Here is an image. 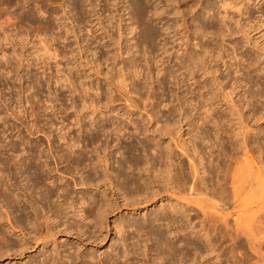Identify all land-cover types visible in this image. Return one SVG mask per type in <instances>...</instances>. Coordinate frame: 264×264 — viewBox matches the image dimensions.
<instances>
[{
    "label": "rangeland",
    "instance_id": "obj_1",
    "mask_svg": "<svg viewBox=\"0 0 264 264\" xmlns=\"http://www.w3.org/2000/svg\"><path fill=\"white\" fill-rule=\"evenodd\" d=\"M5 1L0 0V55L4 54L5 56L3 59H0V115L5 116L6 123L3 124L2 120H0V141L2 140V143H0L5 144L9 139L17 141V144L23 142V145H19L23 151L17 150L12 152L9 145L0 146V169H34V166L37 164V167L39 166L38 169H49L48 167H53V169L73 170L75 169L74 167L77 168L79 166L77 169H87L90 173V168L89 166H86V163L89 162L90 157H93L91 150H94V146L100 148H97L96 150L99 154V160H101L100 166L102 165V167L100 169H114L117 167L116 160L124 158L125 155L124 157L123 155L120 156L119 152L115 150L113 145L114 142L111 141L109 135L106 136L105 129L107 128L108 130L110 128L112 120L126 123V130L129 131V133L133 132L132 136L121 141L122 145L132 141L133 149L126 154V156L128 154L130 155H128V159L133 160L140 151L141 156H143L142 160L144 163L142 162V165H136V163L132 161L134 164L130 162L131 165L128 162L124 164V169L136 173L135 169H141V167L142 169L143 167H146L144 169L163 168L164 164H168L169 160L173 159V157L178 161L177 156H172V154L168 152L170 149L174 150L176 154L182 153L180 159H182L183 165L185 164L184 169H189V161L187 160L186 154H190L195 158L196 163L199 165V169H204L203 171L208 169L206 150L208 151L209 149H205V144L200 142L198 137H194V134H196V124L193 123L194 121H191L192 119H197V114L193 115L195 112L193 111L192 115H186L182 110L180 111L179 106L187 104L186 106L193 107L202 105L203 102H210L212 104L211 106L215 108V111L225 117L232 118L234 116L232 122L234 124L237 123L238 120L236 119H238V117L233 115L236 111L232 109L233 111L231 110L232 112H229V105L224 99L227 97L231 98L235 101L237 107H239L240 103L236 101L238 99L236 98L237 95L235 91L230 89V85L227 82L228 80H225L227 79L225 76L226 74H224L226 70L222 73L219 70L216 71V66L219 64L222 69V65L216 57L214 58L217 54L213 53V45H224L221 49L222 54L225 53V51H223L224 49L231 48L232 45L229 46V43H233L232 40L236 42L235 44L233 43V45L237 46L236 48H242H240L242 52L247 49L246 38L241 26L246 22L247 14L244 12L247 9L246 5H249L250 2L247 4L245 0H179V2L177 0H161L162 3H156L154 0H143L145 4V7L143 8L144 13L139 19H137L134 18L137 8L131 6L130 0H83V3L81 0H79L81 1L80 3L77 0V7H73V0H46V5L42 4L45 3V0ZM40 3L42 5H40ZM154 4L157 7H154ZM161 4H163L162 6L165 8L162 7ZM258 4H263L264 6V3H256V1H254L252 6H248L249 9L247 10H250V7H254L253 9L255 11L256 9L258 10ZM177 5L179 6L177 7ZM203 5L207 6L209 11L215 15V18H223L231 27L229 29L230 32L228 31V33H231L232 35L225 32V34L227 33V37H224L223 43L217 35L213 34V30L216 28V19L212 18L213 21H210L205 14H202L201 6ZM155 8H164L165 10L163 9L164 13H162L163 10L157 9L162 12L160 11L159 18L153 19L151 17ZM254 10H252V12ZM255 11L253 12L254 17L258 15V11ZM98 19H100V22L102 21L105 25L104 29L98 27ZM196 19H198L200 25V30L198 32L193 31L195 30L193 22ZM165 23H167L168 26ZM131 24L133 27L135 26V29L130 33L128 31V26H131ZM165 25L167 27L166 31ZM145 27L153 28V30L157 31V37L154 38L155 40L146 41L148 39L144 36L142 29ZM211 27H213V29H211ZM168 31L169 33L167 34L166 32ZM225 40H227L228 44H225ZM160 42L161 44L162 42H166V47L169 49L168 51L172 53L177 50L176 53L178 55L186 44V48L189 49V52L199 57L198 65L195 67L194 74H192V76H194L193 78L190 75L188 76V73H186L187 71L179 69V71L183 72L181 77H179V81L174 76L167 77L163 80L160 79L161 77L159 76L160 80L156 81V67L160 64L158 58L161 56ZM195 42L198 43L197 46L192 45ZM135 44L138 51H136ZM205 44L206 47L209 46L210 49H208L212 51L203 52L201 46H205ZM181 45L183 47H181ZM239 48L237 52H239ZM151 49L152 52L149 53V55L147 50ZM154 55L155 58L157 57L156 59H151L149 57H154ZM164 56L167 57V54H164L162 57L164 58ZM168 57L165 66H167L168 69L176 70L178 68L176 65L177 61L172 57V54ZM147 59L149 60L147 61ZM137 61L145 70L148 68L147 70H150V74L152 73V76L155 77L149 78L151 79L148 80L149 85L145 86L147 87L146 89L143 87V90L141 88V86H143L142 74L138 76V78L135 76V78H133L134 80L129 78L133 77L131 74L134 65L138 64ZM155 61H157L156 64ZM158 67L161 66L159 65ZM222 70H224V68ZM6 71H8V73H5ZM16 72L23 75L24 79H19V77L16 76ZM213 75H216L215 77H218V80L220 79L219 81L222 84H220L221 88H218L219 86L215 85V78L213 79ZM140 78L142 80H140ZM131 79L134 82V87L138 86L136 89L139 88V91L141 92L137 93L133 88L126 92L130 86L129 80ZM203 83H206V86L204 84L205 87L200 86V84L202 85ZM198 86L201 88L198 89ZM202 92L204 95H202ZM140 93H142V95ZM207 93H209V95ZM217 93H220L221 95L216 97V95H218ZM18 96L20 98H18ZM208 96H211L212 99H207ZM225 96L227 97L225 98ZM259 100L264 104V96L260 97ZM24 102L26 103L23 104ZM24 105L27 108V113L22 111ZM134 105L140 107V112L135 111L134 113H130L129 110H133L134 108L132 107ZM172 107L173 109H177L172 112L173 114L171 116L167 110ZM150 108H154L153 110L157 112V115H155L157 119L154 118L155 122L154 119L149 121L147 116L146 111L148 110L149 113ZM243 110L244 112L246 111V109ZM100 111L102 113H99ZM215 111H210L211 118L215 115ZM263 111L260 110L254 116L251 114H245L247 123L253 128L255 126H259L260 128L262 125L261 128L264 129V116H261V112L263 113ZM14 115H16L18 119H15V117H13ZM35 117L37 119H35ZM129 119L138 122L142 133L138 134L137 132H134L132 124L126 122V120ZM165 119L174 123L169 135H165L162 132V129H165L163 126L165 124ZM91 120L94 121L93 126H90ZM19 122L22 123L20 124ZM33 123H36V126L38 125L39 128L42 127L40 130L42 131L43 129L45 132L42 133L40 130H38V132V126L35 127ZM12 125H16L17 127L12 128ZM29 126L31 130L29 129ZM206 126L209 128V132H211V129L213 128L212 123H207ZM102 127H104V129ZM236 127L235 131L237 132L238 130L236 129L238 127ZM5 128H9L6 130L7 132L3 131ZM11 128L12 130L10 131ZM81 129L84 131H81ZM102 129L104 130V133ZM259 131L260 135L264 133V130ZM61 134L62 136H60ZM36 136H38L37 141L41 143L39 148L42 150V154H40L41 157L39 160L30 161L29 158L31 155L28 154V152L29 148H32L33 146H31L27 140L35 138ZM48 136L55 155L60 154L61 152H66L69 149L75 151L70 154L69 161L58 163L56 168L54 165L55 158L47 152L46 138H48ZM91 138L96 139V142L94 143ZM209 138L211 139V137H208V140ZM140 140L147 141V144L149 143L151 145L148 144L150 149L143 151L141 144L138 143ZM211 141L212 139L209 140L208 143ZM73 143L76 145L74 146ZM105 145H108L109 148L106 147L105 149H102L101 147H104ZM79 146L80 148H85H83L84 158L87 160L85 161L84 159L85 162L80 161L82 164L80 165V163H78L76 166V163L74 164V161L72 160L78 153L77 150L79 149ZM214 148L215 147H210V150L212 149L211 151L213 152L215 151ZM159 150L169 153L167 160L165 159L166 162L163 159V162L157 160L158 162L156 161L155 164L153 160L145 163L144 154H147L148 157H154ZM93 154L95 160L97 155L94 152ZM131 154L133 156H131ZM131 157L133 158L131 159ZM175 158L173 160H175ZM44 159L47 160L48 166L43 164ZM14 160H20L17 166L14 164ZM71 162H73V164ZM25 163L26 165H24ZM87 170L85 171L86 173H88ZM74 171L76 172L77 170L75 169L73 172ZM24 174V176L17 174L18 176L16 175V180L23 185L30 184V179H28L30 178L28 177L30 176L29 171L28 173L26 171ZM49 175L51 176L50 180L54 175L55 177H58V173L54 171ZM63 175H65V173ZM23 177H28L27 180L29 181L25 178L23 179ZM68 177L66 178L68 189H70L72 194H74V190L79 191V189L82 190L86 188L87 191L90 193L92 191L93 194L98 196L99 200L104 202V204L108 201L112 203V207L110 205V207L107 208L108 210L106 207H104L105 209L103 208V212L105 210L107 212L102 213L105 218L100 221L101 228L97 225V227L92 228L93 231L96 230L95 233L92 232L91 234V226H89L90 230L87 229L88 232H90L89 236V233L81 234L74 232V230L70 232L63 231L61 228L56 227L55 233L58 231L56 234H52L51 237L46 234V236L48 235L49 237L44 239L39 238L37 240L32 239V235H34L32 234L34 232H32L29 234L30 240L25 249L17 251L12 250L13 252L8 251L3 253L2 250H0V264H39L43 259L46 264H56L57 262V264H61L59 263L61 261L66 264L67 262H70L65 260H70V258L65 257L67 253L70 255L73 253L74 255H71L72 258L77 256L74 258L75 264L90 263V256L93 257L94 261L90 264H110L115 257L116 250L121 253V250L124 248L120 241V236L115 235L113 232L117 228L118 219L122 218V221L124 222L125 219L131 220L142 217L145 218L147 215L149 217V215L151 216V212L160 206L162 207V204L169 206L171 202L172 205L177 202L174 199L167 198L171 193L170 190H167L170 192L160 191L159 194L151 199L149 198L148 201L140 199L141 202L137 205H126L124 204L125 201L123 199V194L115 187V182L112 185L105 179L104 183L106 186L99 182L96 186L87 185L79 187L78 185V187H72V182ZM203 178L206 179L204 181H207V174H204ZM60 182L61 181L57 180L56 185L59 186ZM22 184L21 187L23 186ZM40 185H42V187L50 186L48 179L42 181ZM104 187H107V189L104 190ZM161 197L162 199H159ZM52 198L55 199V195ZM107 198H109L108 201L105 200ZM180 205L184 207L183 201ZM3 208L4 207L0 206V229L5 233L6 237L10 235L9 238H11L12 241H22L21 243H24L25 238L28 236L26 229L23 230L25 231V234H22L21 232L23 231H20L18 227L14 229L10 227L7 218H5L6 214ZM16 212H14L13 216H18L17 219L20 218V216L22 217L18 211ZM196 220L197 219L194 221ZM231 222L232 220H230V223ZM60 229L62 232H60ZM122 230L121 233L127 238L126 242L128 244L135 242L138 237L140 239L147 237L146 232H144L147 228L143 232L138 231L140 233L137 231L133 232V229ZM191 231L187 232L186 236L193 240L197 237L200 239L202 238L199 240L204 241L203 238L205 237V234H202L203 237H201L199 234H195L194 229L193 232ZM91 235L93 236L91 237ZM19 239H21V241ZM31 239L36 242L34 241V243ZM204 239H206V237ZM196 240L199 241L198 239ZM42 241L45 242V244L42 243ZM229 242L230 241H226L225 243L229 244ZM225 243H223L222 246H226ZM235 243L234 245L238 246L237 250L240 249L241 252L244 251L245 246L242 247L240 241L238 242L240 244ZM263 244L264 241L262 242L264 254ZM114 245H116V247ZM50 252H55V254H59L60 252V255L53 254L55 256H52V258ZM148 252L144 256L153 258L154 256H151V254L152 252L154 253V250L150 252L151 254ZM64 253L65 255L63 256ZM253 255L254 254H252V257L250 256V260H253L254 257L256 259V256ZM236 256L238 257V254ZM145 257L144 259L146 261L149 260L148 257ZM121 258L118 259L119 264L123 261ZM200 258L201 257H199V259ZM201 260L203 259L201 258ZM250 260L247 261L246 264H251L252 261ZM52 261L54 263H51ZM210 261L215 262L216 264L219 263V259L217 260L215 256H213Z\"/></svg>",
    "mask_w": 264,
    "mask_h": 264
},
{
    "label": "bare ground",
    "instance_id": "obj_2",
    "mask_svg": "<svg viewBox=\"0 0 264 264\" xmlns=\"http://www.w3.org/2000/svg\"><path fill=\"white\" fill-rule=\"evenodd\" d=\"M76 1L77 0L72 1L73 7H77ZM81 1L83 3L85 0L84 1L81 0ZM81 1H79V3ZM155 1L156 3L161 2V0L158 1L154 0V2ZM177 1L179 2V0ZM245 1L247 2V4H249V2L251 4V5L250 4L246 5L247 9H249L248 6H252L254 1H256V3H264V0H245ZM46 3L47 2L45 0V3L42 4L46 5ZM130 3L131 6L137 8L136 13L134 14V18L139 19L144 13V9H143L145 7L144 1L130 0ZM42 4L40 3V5ZM162 5L163 4H161V6ZM178 6L179 5H177V7ZM154 7L157 6L154 4ZM201 7H202L201 8L202 14H205L208 20L213 21L212 18H215V15L209 11L206 5H203ZM263 7H264L263 4L259 5L258 10L256 9V11H258V15L255 17L253 14V12L255 11L253 9L254 7H250L252 10H254L253 12L251 9L250 10L246 9L244 12L247 14V15L245 14L246 22H244V24L241 23L242 24L241 27L244 31V36L246 38L245 41L247 47V49L244 52L241 51L242 49L241 47H240L241 49L238 47L240 53L237 52L238 51V48H236L237 46L233 45V43L234 44L236 43L234 42V40H232L233 43H229V46L232 45L231 48L229 47L230 49L223 48L224 49L223 51H225L224 54L221 53V49L224 45L223 46L221 44L213 45L214 46L213 53L217 54L214 56V58L216 57L217 60L221 62L222 69L224 68V70H222L218 64L216 66V71L219 70L222 73L223 71L226 70L224 74H226L225 76L227 79L225 80L226 81L228 80L227 82L230 85V89L235 91L237 95V97L235 96L236 98H238L236 101L240 103L239 107H237L235 105V101L225 96V98L226 97L229 98V99L227 98L224 99L225 102L227 101L226 103H228L229 105L228 106L230 108L229 112L232 109L236 111L235 114L233 113L232 114L238 117V119H236L238 120L237 123L234 124L232 122L233 120L232 118L234 116L232 118L225 117L224 115H221L220 113L215 111V108L211 106L212 104L210 102H203L202 105L193 106V107L186 106L187 104L184 106H179L180 111L182 110L183 113H185L186 115H192L193 111H195L193 115L197 114V119H192L191 122L194 121L193 123L196 124L195 128L197 135L194 134V137H198L200 142L205 144V149L206 148L209 149L208 151L206 150L208 169H206L205 171H203L204 169L203 170L199 169L198 163H196L195 158L192 157L190 154H186L187 160L189 161V166H188L189 169H184L185 164L183 165L182 159H180L182 153L176 154L172 149H170V151L168 150V152H170L172 156L173 155L177 156L178 161H176L175 157H173V159L175 158V160L169 158L170 159V160L168 159L169 163L164 164L163 168L144 169L146 167H143L142 169L141 167V169H135L136 173L124 169V164L128 162L130 163L132 161H134L136 165L137 164L142 165L141 163L143 162L142 160L143 156H141L140 154L141 151L140 152L138 151L139 154H137L133 160L128 159L129 154L127 156L126 154L133 149L132 141L126 143L125 145H122L121 141L128 139L130 136L133 135V132L129 133V131L126 130L127 127L126 123L122 121L119 122L117 120H112L110 128L108 130L107 128L105 129L106 136L109 135L111 141L114 142L113 145L115 147V150L119 152L120 156L123 155L124 157L125 155L124 158L121 159L119 158L118 160H116L117 167L114 169H100L102 167V165L100 166L101 160H99V154L98 151H96L97 148L99 147L96 148L95 146H94V150H91V152L93 157H94L93 152L96 153L97 158L94 160L93 157L92 158L90 157L89 162L86 163L87 164L86 166H89L90 168L89 170L91 174L87 169L86 170L88 171V173H86L85 172L86 170L84 169H77L79 166L77 168L74 167L77 170L76 172L75 171L73 172V170L75 169L62 170V169H53V167L52 168L48 167L49 169H38L39 166L37 167V164L36 165L34 164L35 165L34 169H15V168L0 169V197H1L0 206L4 207L3 209L5 210V214H6L5 218H7L10 227H12L13 229L18 227L20 231L26 229V233L28 234L27 238H25L24 243H21L22 242L21 239H19L21 242H15L12 241L11 238H9L10 235L6 237L5 233L0 229V250H2V253L12 250L17 251V250L25 249L28 241L30 240L29 234L32 232H34L32 233L34 234L32 235L33 237L32 239L37 240L39 238L44 239L46 237H49L48 235H50L51 237L52 234H56L58 232L57 231L55 233L56 227L61 228L63 231L70 232L74 230V232H78L81 234L89 233V236H90V232L92 234V232L95 233L96 231V230L93 231L92 228L97 227V225H99L98 227L101 228L100 221L101 219L105 218L103 217L104 215L102 213L107 212L106 210L103 212V208L106 207L107 209L110 207V205L112 207V203L108 201L109 198L105 199L108 202L104 204V202H101L99 200L98 196L93 194L92 191L90 193L89 191H87L86 188L82 190L79 189V191L74 190V194H72L70 189H68V182L66 179L69 176L68 178L72 182L71 185L72 187L75 186L78 187V185L79 187L80 186L84 187L87 185L96 186L99 182L105 185L104 183L105 179L108 180L112 185L115 182L114 184H116V186L115 185L114 186L117 188V190L119 189V191H121V193L123 194L124 197L123 199L125 201L124 204L126 205H135V204L137 205L138 203L141 202L140 199L144 201H148L149 198L151 199L155 195L159 194L160 191H167V190L171 191V193L168 195L167 198L169 199L171 198L177 201L175 202L176 204L174 203V205L171 204L172 202L169 204V206L166 204H162V207L160 206L161 208L159 207L155 209L153 212H151V216L150 215L149 217L148 215L147 217L144 216L145 218L142 217L143 219L142 218L131 219V220L125 219L124 222L122 221V218L118 219L117 228L113 232L115 235L120 236V241L122 242L124 248L121 250V253L118 250H116L115 257L112 259L110 264H119L118 259H120L121 257H122L121 260L123 259V261L120 260L121 261L120 264H216L215 262L210 261L213 256H215L217 260L219 259L218 264H246L247 261L250 260V256L252 257V254L256 256V259L254 257L253 260H250L252 261L251 264H264V254L262 249L263 248L262 242L264 241V133L262 135L259 134L260 132L259 130H264V129L261 128L262 125L260 126V128L259 126L258 127L255 126L254 128L251 127L247 123L245 117V114L247 115L251 114L252 116H254L260 110L262 111L264 110V106H263L264 104L259 100L260 97L264 96V8ZM164 8H155V11L152 13L151 18L153 19L159 18V14L162 12L161 10H163ZM157 9H161L160 10L161 12ZM164 10L162 13H164ZM215 19L214 21L216 23V28L214 26L215 30H213V34L217 35L220 38V41L222 40L223 43L224 37H227L226 34L228 33L231 27L229 26L228 23L224 21L223 18H215ZM97 25H99L98 27L100 29L105 28V25L102 23V21L100 22V19L97 20ZM193 26L195 29L193 31L198 32L200 30L198 19L194 20ZM134 29L135 26L133 27L132 24L131 26L130 25L128 26V31L130 33ZM142 29L144 36L148 39L146 41L155 40L154 38L157 37V31L149 27H145ZM166 29L167 27L165 25V31ZM211 29H213V27H211ZM225 32L227 33L225 34ZM166 33L168 34L169 31ZM225 44H228L227 40H225ZM192 45L197 46L198 43L195 42ZM134 46L136 47V51H138L136 44ZM181 47L183 46L181 45ZM208 48L209 46L206 47V44L205 46L204 45L201 46V50H203V52L212 51L209 50L210 48L209 49ZM160 50H161V54H160L161 56H159L160 58L158 59L160 62L159 65L161 67H158L159 65L156 67L157 68L155 74L156 81H159L160 79L163 80L171 76H174L179 81V77H181V75L183 74V72L179 71V69H183L184 71H187L186 73H188V76L190 75L192 78L194 77L192 76V74H194L195 67H197L198 65L199 57L191 54L189 52V49L186 48V44L183 47V50L181 49L179 55L176 53L177 50L175 52L170 53L168 51L169 49L166 47V42H162L160 46ZM151 52L152 49L147 50L148 54ZM164 54H167V57L170 54H172V57L175 59V61H177L176 65L178 66V68L176 70L168 69L167 66H165V62H167L166 60H168L169 57L167 58L166 56H164L163 58L162 56ZM4 57H5L4 54L0 55V59H3ZM149 57L151 59H154L155 55L154 57L153 56H149ZM149 59H147V61ZM156 63L157 61H155V64ZM146 70L142 68L138 62V64L134 65V68L132 70L131 75L133 77H129L133 79L136 76V78H138V76L142 74L141 77L143 78V80L140 78V80H142L143 82V86H141L142 82L140 83L142 90L143 87L149 85L148 80H151L149 78L154 77L152 76V73L150 74V70L147 71ZM5 73H8V71H6ZM16 76H18L19 79L23 78V75L19 73H17ZM159 76L161 77L160 79ZM215 76L213 77V79L215 78V85L219 86L218 88H221L222 84L219 81L220 79L218 80V77ZM132 79L129 80L130 86L126 92H128L131 88H133L134 91L137 93L141 92L139 91V88L136 89L138 86L134 87L135 85ZM204 84L206 86V83H203L202 85L200 84V86H204ZM146 88L147 87H145V89ZM199 88L201 87L198 86V89ZM140 94L142 95V93ZM207 94L209 95V93ZM217 94L218 95H216V97H219L221 95L220 93ZM202 95H204L203 92ZM19 96L18 98H20ZM207 99H212V98L211 96L210 97L208 96ZM25 103L26 102H24L23 104ZM132 108L134 109L129 110L130 113L131 112L134 113L135 111L140 112L141 110L140 107L135 105ZM153 109L154 108H150L149 113L148 110L146 111L149 121H152L154 118L157 119L155 117V115H157L156 114L157 112L154 111ZM176 109H173L172 107L169 108L167 111L172 116L173 114L172 112H174ZM243 109H246V111L244 112ZM213 110L215 111V115H213V117L211 118L210 111ZM22 111L27 113V108L25 107V105ZM99 113L102 112L100 111ZM261 116H264V111L263 113L261 112ZM4 117L5 116L0 115V120H2L3 124L6 123ZM13 117H15V119L16 118L18 119L16 115H14ZM35 119L37 118L35 117ZM93 120H91L90 126L94 125ZM126 122L132 124L134 132H137L138 134L142 133V130L140 129L138 122L131 121L130 119L126 120ZM171 122L165 119L164 122L165 124L163 125L165 129L164 130L162 129V132L165 135L166 134L169 135L170 132L172 131L174 123ZM210 122L213 125L211 132H209V128L206 126V124ZM19 123L21 124L22 122ZM33 125H35V127L38 126V125L36 126V123L35 124L33 123ZM12 126H11L12 128L17 127L16 125H12ZM235 127L237 128L236 130H238L237 131L238 133L235 131ZM12 128L10 129V131L12 130ZM40 128L38 126L37 131L40 130ZM102 128L104 129V127ZM7 129L5 128V130L3 131L7 132L6 131ZM81 131L84 130L81 129ZM41 132L44 133L45 131H43L42 129ZM60 136H62V134ZM37 137L38 136L27 140L31 144V146H33L32 148H29L30 153L28 152V154L31 155V157L29 158L30 161L39 160L41 157L40 154H42V150L39 148L41 143L37 141ZM208 137H211L212 143L211 142L208 143L209 140H211L210 138L208 140ZM46 139H47L46 140L47 152L50 153V155L55 158V162H54L55 168L58 165V163H62L64 161L70 160L69 159L70 154L74 153L75 151L69 149L66 152H61V153L59 152L60 154L55 155V153L53 152L54 150L52 148V144L50 143L49 140V136ZM91 139L92 141H94V143L96 142L95 141L96 139L94 138ZM0 142L2 143V140ZM1 143L0 146L9 145L10 149H12V152L17 150L23 151V149L20 148L19 146L23 142H21V144H17V141L9 139V141L5 142V144H1ZM138 143L141 144L143 151H147L148 149H150L151 145L148 143L150 145L149 146L147 144V141L145 142V140H140L138 141ZM106 147L109 148L108 145L107 146L105 145L104 147L101 148L105 149ZM210 147H215L214 148L215 151L212 152L211 150L213 148L210 150ZM83 148H80L79 146V149L77 150L78 153L74 156L73 160L71 157V160L74 161V164L76 163V166L78 163H80V161L82 162L85 159L84 158L85 148L84 149ZM168 154L169 153H166V151L162 152L160 150L158 151V153L156 152V155L154 157L151 156L148 157L147 154H144L146 161L145 163L150 162V160H153L154 164L157 160L162 161L164 159L165 161V159L167 160ZM131 156L133 155L131 154ZM132 158L133 157H131V159ZM86 160L87 159H85V161ZM19 161L20 160H14V164L17 166V164H19ZM71 163L73 164V162ZM43 164L45 166H48L46 159L43 160ZM81 164L82 163H80V165ZM24 165H26V163ZM26 171L27 173L28 171L30 173V176H28L30 178L27 177L28 179H30V184H25L24 182L25 185L21 183L23 185L21 187L20 182L16 180V175L20 174L22 176ZM53 171L58 173V177L57 176L55 177L54 175V177L52 176L53 178L50 180L51 176L49 174L52 173ZM64 173L66 176L63 175ZM204 174H207L208 177L207 181H204L206 180L203 178ZM25 177H23V179ZM27 178L25 179L27 180ZM47 179L50 186L42 187V185H40L41 182ZM57 180L61 181L59 183L60 184L59 186L56 185ZM106 189L107 187L104 190ZM54 195H55V199L52 198ZM159 199H162V197ZM182 201L184 203V207L180 205L182 204ZM189 203H192L193 205ZM16 211H18L20 215H22V217L20 216V218L17 219L18 216L17 217L13 216L14 212ZM195 219L197 220L194 221ZM230 220H232L231 223ZM89 226H91L92 231L89 229L90 228ZM83 227H88V228H83ZM146 228L147 230L144 231ZM87 229H89L90 232H88ZM122 229L124 230L133 229V232L144 231L146 232L147 237L146 238L142 237L143 239H140L138 237V239L140 240L136 239L135 242L128 244L126 242L127 238L124 237L121 233V231H123ZM193 229L196 235L199 234V236L203 237L202 234H205L206 239H204L205 238L204 237L203 238L204 241H200L202 238L200 239L197 237L196 239L198 240L200 239L199 241H197L196 239L193 240L190 237L186 236L187 232L191 230H192L191 232H193ZM62 230L60 232H62ZM24 232L25 231L21 233L25 234ZM46 234L48 235L46 236ZM93 235H91V237ZM226 241L227 242L230 241L229 244L227 243L228 245L225 243ZM239 241L241 244L238 243ZM235 242L240 244L242 247L245 246L244 251L241 252L240 249L237 250L238 246L234 245ZM42 243L45 244V242L43 241ZM223 243H225L226 246H222ZM114 246L116 247V245ZM152 250H154V253L152 252L151 254L150 252ZM234 251L236 252V255L238 254V257L235 255ZM147 252L150 253L151 256L153 255L154 257L149 258V256H147L149 260L146 261L144 259L145 257L144 255H146ZM53 254H55V252L51 253L50 256L54 257L55 255H60V252L59 254L58 253H56L55 255ZM64 255L65 253L63 254V256ZM71 255L74 254L72 253ZM71 255L68 253L67 255H65V257L70 258V260L65 259L70 261L67 262L66 264H73V263L75 264L74 258L77 256L72 258ZM90 257L91 258L89 261H91L90 263H92L93 257L92 256ZM199 257H201L203 260H201V258L199 259ZM53 261L51 263H54ZM59 263L64 264L63 261ZM39 264H46L45 260L43 259Z\"/></svg>",
    "mask_w": 264,
    "mask_h": 264
}]
</instances>
